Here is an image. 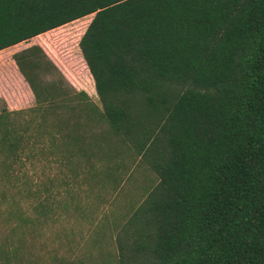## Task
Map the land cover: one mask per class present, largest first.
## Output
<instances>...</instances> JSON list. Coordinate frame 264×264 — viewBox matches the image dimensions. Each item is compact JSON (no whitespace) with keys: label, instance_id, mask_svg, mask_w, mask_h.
<instances>
[{"label":"trees","instance_id":"trees-1","mask_svg":"<svg viewBox=\"0 0 264 264\" xmlns=\"http://www.w3.org/2000/svg\"><path fill=\"white\" fill-rule=\"evenodd\" d=\"M91 15L99 106L39 46L12 55L34 105L0 107V264H28L47 207L19 196L45 141L65 167L122 146L154 174L116 264H264V0H0V51Z\"/></svg>","mask_w":264,"mask_h":264},{"label":"rangeland","instance_id":"rangeland-1","mask_svg":"<svg viewBox=\"0 0 264 264\" xmlns=\"http://www.w3.org/2000/svg\"><path fill=\"white\" fill-rule=\"evenodd\" d=\"M92 17L0 52V95L5 92L10 98L15 97L13 83L4 77L6 66L15 70L12 55L31 46H40L67 82L85 92L82 77L88 81L89 76L79 57L77 43ZM88 96L99 106L96 92ZM3 102L0 98V107L4 106ZM48 127L49 124L45 125ZM107 128L104 124L97 130L105 134ZM43 146L39 161L29 168V180L19 196H22L20 205L28 215L33 214L34 194L47 207L35 230L27 229L28 264H116L114 226L120 225L143 200L146 189L154 186V174L146 166L136 165L122 146L119 156L99 157L92 166L78 157L67 167L54 161L57 150L51 155L46 141ZM101 146L107 149L104 142Z\"/></svg>","mask_w":264,"mask_h":264},{"label":"crops","instance_id":"crops-1","mask_svg":"<svg viewBox=\"0 0 264 264\" xmlns=\"http://www.w3.org/2000/svg\"><path fill=\"white\" fill-rule=\"evenodd\" d=\"M66 25H68V24H66ZM66 25H64V26H66ZM64 26H61V27L54 29V30H51L50 32H47L44 35H40V36L49 35L51 32H55L56 30H58ZM40 36L34 37L30 40L36 39ZM31 45H34V44H31ZM13 47H15V46H13ZM13 47H11V48H13ZM9 49L10 48L2 50L0 52L7 51ZM79 57L82 60L84 70L87 71L88 76H89L88 81L82 77V85L85 88V92L88 93L89 95H91V94L95 93L94 82H93V79H92L88 69H87V66H86L84 60L82 59V56L79 55ZM12 62H13V60H12ZM13 64H14L15 70H13L10 66L7 65L6 66L7 69L5 70L4 77H6L7 80H9L13 83V86L16 89L15 97L12 99L5 92L1 93V95H0V98L3 99L4 103H6V107L9 111H17V110H21V109L30 108L32 106V104L34 103V98H33V95L31 93L28 85L26 84L23 77L18 72L17 67L15 66L14 62H13ZM78 91H83V90H78Z\"/></svg>","mask_w":264,"mask_h":264}]
</instances>
